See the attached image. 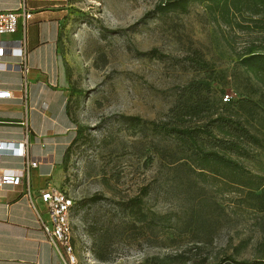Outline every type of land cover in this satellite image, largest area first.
<instances>
[{
	"label": "rangeland",
	"instance_id": "rangeland-1",
	"mask_svg": "<svg viewBox=\"0 0 264 264\" xmlns=\"http://www.w3.org/2000/svg\"><path fill=\"white\" fill-rule=\"evenodd\" d=\"M166 1H62L59 62L77 130L61 184L74 201L71 254L59 245L66 262L264 260V209L252 195L264 183V72L242 62L264 51V22L242 3L197 0L181 12L160 9ZM193 80L208 83L198 116L232 118L257 136L240 140L246 157L232 155L240 168L202 161L150 124L189 118L173 109ZM228 125L214 132L237 139Z\"/></svg>",
	"mask_w": 264,
	"mask_h": 264
},
{
	"label": "crops",
	"instance_id": "crops-1",
	"mask_svg": "<svg viewBox=\"0 0 264 264\" xmlns=\"http://www.w3.org/2000/svg\"><path fill=\"white\" fill-rule=\"evenodd\" d=\"M21 0H0V10L15 9ZM63 0H28L34 10L26 35L28 64L31 67L27 97L21 91L22 73L16 69L2 72L1 83L13 96L0 101V136L19 140L25 136L26 118L30 129V154L39 164L29 174L35 207L25 195V187L3 186L0 189V264H64L60 248L55 247L43 230L39 214L48 220L39 192L49 185L62 187L63 166L77 136L62 85L59 41L62 28L60 13ZM21 32L6 36L19 40ZM20 56L8 52L7 64L20 62ZM24 160L3 156L0 169L18 170ZM63 188V187H62Z\"/></svg>",
	"mask_w": 264,
	"mask_h": 264
},
{
	"label": "trees",
	"instance_id": "trees-1",
	"mask_svg": "<svg viewBox=\"0 0 264 264\" xmlns=\"http://www.w3.org/2000/svg\"><path fill=\"white\" fill-rule=\"evenodd\" d=\"M191 1L197 0H167L164 5L160 6V9H177L181 12H186L188 10V5ZM212 1V0H208ZM226 7L230 9V3L232 8L240 10L239 5L242 3V9L245 12L250 13L255 16L256 20L264 22V0H226ZM229 4V6H228ZM245 57L242 58L243 64L251 68L254 72H264V51H249L245 53ZM208 83L200 80H193L189 83L187 87H184L180 92L179 104L175 106V111L180 112L184 109L187 110L190 115L189 118L181 115L171 121H166L162 123H156L151 121L150 124L154 126V130L160 133H164L168 136L176 137L183 143L188 144L192 149H194L195 154H197L202 161H213L226 166H231L234 168H240V164L232 158V155L246 157L247 154L242 148L240 143L241 139L247 138V141H259L257 136L251 134L249 129L241 126L240 121L233 120L232 118H226L222 115L217 117H212L210 114L203 118L198 116L202 113L201 102L209 104L207 98H204L201 94L203 88L208 89ZM187 93H190L188 98L195 96V100L185 101ZM225 101H229V97ZM207 110L208 106L206 105ZM210 108V107H209ZM213 113V112H211ZM136 123H143L141 117L136 116L132 118ZM203 122L198 124L199 120ZM192 121H197L192 124ZM230 126L234 131L239 132L237 139H223L219 138L214 132V127L224 131L225 126ZM205 139L209 144L214 143L212 148L205 147L201 144V141ZM257 188H260V193L256 194L253 192V200L256 208L264 209V183L260 184ZM217 264H264V260H254L251 262L239 261L231 257L223 258Z\"/></svg>",
	"mask_w": 264,
	"mask_h": 264
},
{
	"label": "built area",
	"instance_id": "built-area-1",
	"mask_svg": "<svg viewBox=\"0 0 264 264\" xmlns=\"http://www.w3.org/2000/svg\"><path fill=\"white\" fill-rule=\"evenodd\" d=\"M28 0H21L15 9L0 10V101L11 98L12 90L5 88L1 83V75L4 70L16 69L22 73L21 91L24 97L28 94L29 74L31 67L28 64L27 35L26 30L30 20L33 18L34 10L28 6ZM21 32L19 40L8 41L6 36ZM8 52H14L20 56V62L7 64L5 56ZM227 98V97H226ZM225 98V99H226ZM23 125L26 126L25 136L19 140L4 139L0 136V160L3 156H16L24 160V167L18 170L0 169V189L3 186L23 185L25 195L29 198L31 206L35 207L34 195L29 181V174L36 168L39 162L34 159L29 151L30 129L27 127V119L24 118ZM39 198L43 202L48 220L42 219L41 224L48 240L57 248L62 245L68 254L72 247L69 244L71 234L70 212L74 205L71 195L62 187L49 185L39 192ZM71 256V255H70ZM74 260L64 261V264H74Z\"/></svg>",
	"mask_w": 264,
	"mask_h": 264
}]
</instances>
